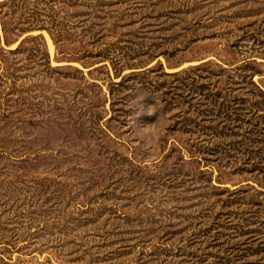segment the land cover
<instances>
[{"label": "rangeland", "instance_id": "rangeland-1", "mask_svg": "<svg viewBox=\"0 0 264 264\" xmlns=\"http://www.w3.org/2000/svg\"><path fill=\"white\" fill-rule=\"evenodd\" d=\"M55 2L0 6V264H264V0Z\"/></svg>", "mask_w": 264, "mask_h": 264}, {"label": "trees", "instance_id": "trees-1", "mask_svg": "<svg viewBox=\"0 0 264 264\" xmlns=\"http://www.w3.org/2000/svg\"><path fill=\"white\" fill-rule=\"evenodd\" d=\"M16 1L17 0H6V2L0 3V6H3V7L5 6L7 8L9 7V9H13V7L15 6V2ZM55 1L60 2V0H48V3L50 4V7H48V9L52 10V8L55 7V5H56V2ZM61 2H63V1H61ZM51 4H53V5H51ZM39 20L40 19L37 18V19H35V21L33 23H29L26 27H23V28H15V30L16 31H19V32H21V31L24 32V31H30V30H36V29H42V28L45 29V25H44L45 24L44 23L45 21L40 22ZM49 20H51V21H49V23L54 24L55 23L54 21L56 20V18L53 15L52 18L49 19ZM1 30H2L3 33L5 32V30L2 27H1ZM6 34H8V32ZM12 41H13V39L12 40H10V39L6 40L5 39L4 42H5V44H9Z\"/></svg>", "mask_w": 264, "mask_h": 264}]
</instances>
